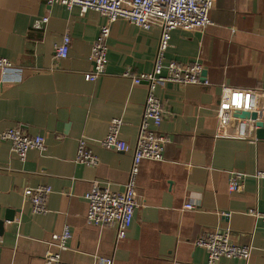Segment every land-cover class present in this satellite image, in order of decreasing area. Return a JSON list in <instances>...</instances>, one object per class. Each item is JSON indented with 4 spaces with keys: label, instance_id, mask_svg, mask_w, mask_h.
<instances>
[{
    "label": "crops",
    "instance_id": "1",
    "mask_svg": "<svg viewBox=\"0 0 264 264\" xmlns=\"http://www.w3.org/2000/svg\"><path fill=\"white\" fill-rule=\"evenodd\" d=\"M205 30L175 28L166 60L200 61L207 83H167L157 88L169 140L162 160L144 159L137 179L138 206L128 235L117 241L114 227L87 221L85 193L93 181L123 190L144 112L147 85L123 72L153 68L160 30H145L119 17L111 24L106 72L93 69L92 44L107 21L97 10L80 13L46 0H0V55L17 66L0 69V132L23 124L45 137L43 149L25 158L0 139V264H45L48 241L68 224L72 237L62 257L70 264H208L196 245L208 230L229 228L232 242L250 244L252 264H264V137L216 138V109L224 86L264 89V0H216ZM71 36L69 54L55 58V46ZM123 120L121 137L131 149L100 146L112 118ZM264 121V120H263ZM86 137L98 165L76 160ZM232 170L247 173L241 192H230ZM52 187L49 211L35 213L26 187ZM194 208H185L187 202ZM11 215L12 219L6 218ZM224 264H245L225 258Z\"/></svg>",
    "mask_w": 264,
    "mask_h": 264
},
{
    "label": "built area",
    "instance_id": "2",
    "mask_svg": "<svg viewBox=\"0 0 264 264\" xmlns=\"http://www.w3.org/2000/svg\"><path fill=\"white\" fill-rule=\"evenodd\" d=\"M48 3H60L68 9L79 7L80 13L97 10L106 16L107 21L92 44L90 59L93 69L85 74L87 80L95 81L106 72L108 62V38L111 34V24L119 17L126 18L137 26L150 30L159 28L160 38L153 68L149 72L136 74L132 68L123 72L131 77L135 84L143 82L147 85V97L143 116L139 126L136 144L133 149L132 166L123 190H114L108 182L96 179L92 187L85 193L88 202L87 221L100 227H114L117 231V241L124 239L134 220L138 206L137 179L144 159L162 160L165 146L169 140L160 127L165 117L162 99L157 94V88L167 83L175 84H203L201 74L204 69L202 62L196 60L183 63L176 60L167 61L166 52L170 45L171 33L181 27L189 30H205L212 23L210 11L216 0H46ZM71 36L69 32L63 36L60 44L55 46V58H63L69 54ZM16 64L9 58L0 55V69L3 75L16 70ZM217 126L216 138H256L257 124L264 120V89L224 86V93L216 109ZM238 111H255L257 117L238 115ZM236 121L235 130L232 129ZM123 120L114 117L109 123L106 136L99 140L100 146L108 149L127 151L130 144L120 133ZM0 139L8 140L12 149L21 158H25L31 148L43 149L45 137L41 134H30L23 124L14 125L0 132ZM257 139V138H256ZM76 160L89 165H98L99 157L91 148L86 137L79 139ZM229 181L230 192H241L245 187L247 173L232 170ZM257 178L264 177V170H258ZM52 187L40 184L26 187L24 197L31 203L35 213L49 211L48 198ZM190 201L185 208H194ZM249 213L264 221V211L257 207L249 209ZM72 231L66 224L61 232L52 234L49 244L57 249L46 253L45 264H70L62 257V250L68 248V241ZM196 245L204 247L208 252V264H224L225 258H239L245 264L250 262L253 247L250 244H236L232 242L229 228L214 229L203 232L196 240ZM103 263L112 264V259L102 258Z\"/></svg>",
    "mask_w": 264,
    "mask_h": 264
},
{
    "label": "water",
    "instance_id": "3",
    "mask_svg": "<svg viewBox=\"0 0 264 264\" xmlns=\"http://www.w3.org/2000/svg\"><path fill=\"white\" fill-rule=\"evenodd\" d=\"M206 74H207V70L206 69H203L202 74H201L202 81H205ZM237 114L238 115H247V116H251L253 118H256L257 117V113L255 111H251V112H247V111L241 112V111H238ZM257 124L260 126V128L257 129V137H264V121H259V122H257ZM235 128H236V121H233L232 129L235 130ZM6 218L12 219L11 218V215H8ZM1 223H3V221L0 222V224ZM0 230H2L1 225H0Z\"/></svg>",
    "mask_w": 264,
    "mask_h": 264
}]
</instances>
